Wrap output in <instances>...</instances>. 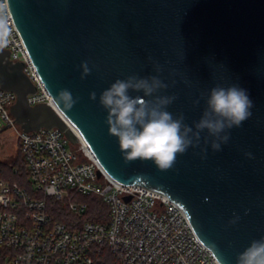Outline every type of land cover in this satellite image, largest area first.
<instances>
[{
    "label": "water",
    "instance_id": "water-1",
    "mask_svg": "<svg viewBox=\"0 0 264 264\" xmlns=\"http://www.w3.org/2000/svg\"><path fill=\"white\" fill-rule=\"evenodd\" d=\"M8 1L47 91L68 89L77 98L63 114L48 103L30 105L36 86L24 64L0 50V86L16 94L10 113L22 130L57 128L76 143L70 123L112 179L180 206L221 264H235L239 252L264 237V0ZM85 61L91 72L81 79ZM156 65L169 85L161 94L176 97L168 111L183 114L184 123L194 127L217 85L246 90L251 117L230 130L220 151L201 133L200 144L167 171L151 161L126 163L99 96L116 79L157 75Z\"/></svg>",
    "mask_w": 264,
    "mask_h": 264
},
{
    "label": "built area",
    "instance_id": "built-area-1",
    "mask_svg": "<svg viewBox=\"0 0 264 264\" xmlns=\"http://www.w3.org/2000/svg\"><path fill=\"white\" fill-rule=\"evenodd\" d=\"M0 19L8 27L0 50L24 64L37 88L28 96L30 105L49 104L8 0H0ZM16 100L0 86V122L17 132L27 180H0V264H221L180 206L161 193L112 179L68 122L77 150L57 128L25 132L10 113ZM87 197L107 207V219H82ZM51 201L67 205L70 224L56 219Z\"/></svg>",
    "mask_w": 264,
    "mask_h": 264
},
{
    "label": "clouds",
    "instance_id": "clouds-1",
    "mask_svg": "<svg viewBox=\"0 0 264 264\" xmlns=\"http://www.w3.org/2000/svg\"><path fill=\"white\" fill-rule=\"evenodd\" d=\"M7 34V23L0 19V48L6 45ZM80 68L81 79H84L91 69L86 61ZM155 71L157 75L116 79L99 96V104L107 112L108 132L117 138L126 163L151 161L158 170L167 171L175 165L179 155L200 144L201 133L205 132V143H210L213 151H220L230 139V130L239 128L252 115L253 105L246 90L234 84L217 85L209 90L200 119L194 127L190 126L184 123L183 114L174 117L168 111L176 97L161 94L169 85L161 79L159 65L155 66ZM133 92L142 93V96L130 95ZM89 98L95 101L96 92H91ZM48 100L49 105L61 114L77 103V98L68 89H61L56 94L48 89ZM247 155L251 156L250 153ZM238 219L236 216L230 223L235 224ZM235 264H264V237L252 240L239 252Z\"/></svg>",
    "mask_w": 264,
    "mask_h": 264
},
{
    "label": "trees",
    "instance_id": "trees-1",
    "mask_svg": "<svg viewBox=\"0 0 264 264\" xmlns=\"http://www.w3.org/2000/svg\"><path fill=\"white\" fill-rule=\"evenodd\" d=\"M4 179L10 182L26 184V169L19 147V157L13 162L0 161V180ZM88 203V211L82 219L100 221L107 219V207L95 197L84 198ZM53 203V212L57 220L64 221L70 224V218L73 214L69 212L67 205L56 201Z\"/></svg>",
    "mask_w": 264,
    "mask_h": 264
},
{
    "label": "rangeland",
    "instance_id": "rangeland-1",
    "mask_svg": "<svg viewBox=\"0 0 264 264\" xmlns=\"http://www.w3.org/2000/svg\"><path fill=\"white\" fill-rule=\"evenodd\" d=\"M73 150H77L74 143H71ZM19 157V138L17 132L12 128H6L0 122V161L13 162ZM79 158L77 162H80Z\"/></svg>",
    "mask_w": 264,
    "mask_h": 264
}]
</instances>
